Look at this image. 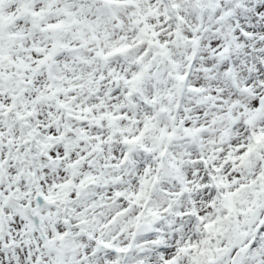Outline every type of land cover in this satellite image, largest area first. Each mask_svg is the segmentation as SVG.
<instances>
[{"label":"snow or ice","instance_id":"obj_1","mask_svg":"<svg viewBox=\"0 0 264 264\" xmlns=\"http://www.w3.org/2000/svg\"><path fill=\"white\" fill-rule=\"evenodd\" d=\"M0 264H264V0H0Z\"/></svg>","mask_w":264,"mask_h":264}]
</instances>
